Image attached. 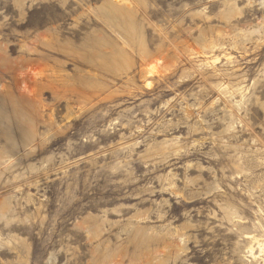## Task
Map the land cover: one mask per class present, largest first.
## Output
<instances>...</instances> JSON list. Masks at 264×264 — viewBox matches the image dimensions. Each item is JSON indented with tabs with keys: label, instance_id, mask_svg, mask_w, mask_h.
<instances>
[{
	"label": "rangeland",
	"instance_id": "374dc122",
	"mask_svg": "<svg viewBox=\"0 0 264 264\" xmlns=\"http://www.w3.org/2000/svg\"><path fill=\"white\" fill-rule=\"evenodd\" d=\"M25 60L51 119L22 145ZM251 236L264 0H0V264H264Z\"/></svg>",
	"mask_w": 264,
	"mask_h": 264
},
{
	"label": "bare ground",
	"instance_id": "6f19581e",
	"mask_svg": "<svg viewBox=\"0 0 264 264\" xmlns=\"http://www.w3.org/2000/svg\"><path fill=\"white\" fill-rule=\"evenodd\" d=\"M35 43H38V42H35ZM36 50H37V45H35V47H34V51H36ZM48 64H49V62H48ZM15 65H16L15 67L8 66L5 70H7V72H8V73L6 72L7 74L10 73V75H8V76L11 77L10 80H12L13 86H14V87L10 86V89H11V95L13 97V103L11 105L13 108V115L17 119L15 121V124H16L15 126L18 129V133L20 134V137H22L21 141H20L21 144L26 145L29 143V140L34 137L33 133L35 132L37 125L39 124L38 122H43V124H45L46 121L48 122L49 119H51L49 114H48V111L50 110L49 104L45 103L43 96L46 93L44 90L48 89L50 86L52 87V85H51L52 74L45 76L44 78L41 77L39 80H36L35 78L33 79V77H32L33 75L31 76V74H30V72L32 70V66L35 65L33 63V61L29 60L26 62H21L20 64L15 63ZM142 71L143 70L141 69L140 73ZM49 74H50V72H49ZM54 74H53V76H55ZM34 76H36V75L34 74ZM48 77H50V79ZM142 77H143V75H142ZM47 78L49 80H47ZM12 97H11V99H12ZM9 123H10V121H9ZM47 125H49V124H47ZM14 133H15V131H14ZM248 239L251 242L256 241V239L252 236L248 237ZM256 243L260 247V249H259L260 252H264V248L262 247V245H260V243L258 241H256ZM249 252L251 254H253L252 253V247H250Z\"/></svg>",
	"mask_w": 264,
	"mask_h": 264
}]
</instances>
